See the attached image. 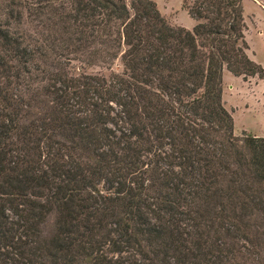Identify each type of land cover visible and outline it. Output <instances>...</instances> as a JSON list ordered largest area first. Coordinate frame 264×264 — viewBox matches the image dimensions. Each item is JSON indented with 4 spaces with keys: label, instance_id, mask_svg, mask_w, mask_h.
<instances>
[{
    "label": "trees",
    "instance_id": "trees-1",
    "mask_svg": "<svg viewBox=\"0 0 264 264\" xmlns=\"http://www.w3.org/2000/svg\"><path fill=\"white\" fill-rule=\"evenodd\" d=\"M242 2L0 0V264H264Z\"/></svg>",
    "mask_w": 264,
    "mask_h": 264
},
{
    "label": "rangeland",
    "instance_id": "rangeland-1",
    "mask_svg": "<svg viewBox=\"0 0 264 264\" xmlns=\"http://www.w3.org/2000/svg\"><path fill=\"white\" fill-rule=\"evenodd\" d=\"M161 15L170 25L191 30L196 22L182 10L183 0H155ZM247 55L264 68V0H243ZM76 69L79 63H74ZM120 70V63L114 66ZM97 68L86 70L96 72ZM222 102L233 119L234 134L249 133L264 137V77L233 76L224 71Z\"/></svg>",
    "mask_w": 264,
    "mask_h": 264
}]
</instances>
